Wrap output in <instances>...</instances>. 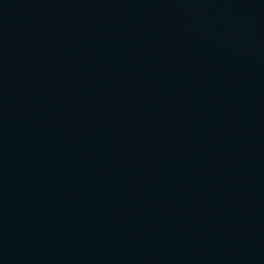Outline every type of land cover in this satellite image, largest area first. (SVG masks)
Instances as JSON below:
<instances>
[{"label":"water","instance_id":"obj_1","mask_svg":"<svg viewBox=\"0 0 264 264\" xmlns=\"http://www.w3.org/2000/svg\"><path fill=\"white\" fill-rule=\"evenodd\" d=\"M0 264H264V0H0Z\"/></svg>","mask_w":264,"mask_h":264}]
</instances>
